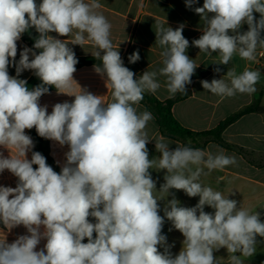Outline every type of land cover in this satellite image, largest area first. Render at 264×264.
<instances>
[{"label": "clouds", "instance_id": "obj_1", "mask_svg": "<svg viewBox=\"0 0 264 264\" xmlns=\"http://www.w3.org/2000/svg\"><path fill=\"white\" fill-rule=\"evenodd\" d=\"M185 3L190 8L197 0ZM100 7L97 0H0V148L9 152L7 157L0 152V173L8 170L18 178L16 187L0 186V222L9 231L23 225L28 233L12 243L5 235L0 238V264H217L214 252L221 248L227 250L229 264H243L240 257L253 256L257 236L264 237L260 213L200 183L201 175L235 165L236 158L223 150L213 154L179 144L171 149L165 137H149L153 114L138 111L144 94L161 88L158 77L165 78L170 96L187 94L199 65L186 54L184 26L173 30L156 23L163 66L134 78L113 47L112 26L96 11ZM194 11L203 21V34L192 41L200 53H218L214 63L222 65L234 55L256 61L257 49H264V0H204ZM254 13L260 14L258 20ZM244 24L248 30L241 32ZM32 28L39 34L33 45L39 54L25 47L16 62L17 42ZM53 32L73 38L61 41L49 35ZM86 38L96 49L92 56L101 61L94 71L106 77L110 102L85 89L70 90L78 59L68 44L83 47ZM128 59L136 63L139 52ZM10 64L16 76L9 75ZM24 70H32L41 84L29 89L18 78ZM260 78L258 70L245 66L240 73L229 68L222 78L201 84L225 98L255 93ZM49 87L75 99L54 104L49 114L47 105L39 104ZM32 128L40 137L68 146L59 173L32 150L34 142L25 132ZM153 140L160 155L150 158L147 144ZM150 169L166 172L159 191ZM171 189L199 196V202L182 207L173 196L162 217L158 201ZM205 206L214 213L205 212ZM165 217L184 237L175 256L161 234ZM41 240L46 243L37 251Z\"/></svg>", "mask_w": 264, "mask_h": 264}, {"label": "crops", "instance_id": "obj_2", "mask_svg": "<svg viewBox=\"0 0 264 264\" xmlns=\"http://www.w3.org/2000/svg\"><path fill=\"white\" fill-rule=\"evenodd\" d=\"M85 2H90V0H85ZM97 2L101 7L96 11L103 14L112 26L110 39L113 47L118 48L123 65L135 73V78L141 76L146 70H158L163 66L160 57L161 49L156 43L155 27L157 22L163 23L165 27L169 26L173 30L180 25L184 26L182 34L189 41L186 54L199 65L196 69L201 68L209 72V75L202 80L211 82L213 79H220L229 68H235L236 72L240 73L245 66L261 73V78L256 84L257 91L251 95L237 93L233 97L222 98L204 90L201 84L202 80L195 81L192 85V96L176 103L173 107L175 118L185 128L198 133L212 131L222 122L257 101L261 106H264V49H257V58L254 62L243 60L238 55H234L228 65H222L214 63L219 60L218 53L209 56L206 53H200V50L192 45V41L203 34V21L194 9L203 7L204 0H197V3L190 8L186 6L185 0H97ZM211 15L209 14V17ZM254 16L258 20L260 14L254 13ZM247 30V24L242 25L240 31ZM49 35L66 42L73 38L72 35L59 36L54 32ZM262 36H264V32H262ZM34 43L35 40L30 37L29 33L22 34L21 39L17 42L16 62L20 59L19 53L25 47L33 49ZM68 46L73 49L76 58L93 57L92 53L96 51L87 38L83 47L71 43ZM136 51L139 52L140 59L136 63H130L128 57ZM32 58L30 55V59ZM216 68H220V72H216ZM8 72L10 76H16V70L12 64L9 65ZM33 74L32 70H24L18 78L24 79L28 83ZM73 79L71 91L79 92L80 88L85 89L94 95L103 96L105 102H110L111 91L106 87V77L97 74L94 71V65L76 69ZM158 80L162 85L161 88L156 93H151L157 99L164 102L177 95L170 96L163 86L164 77H158ZM74 99V96L58 94L55 88L42 96L39 104L40 106L47 105V111L50 114L54 104L65 101L71 103ZM144 110L148 109L139 103L138 111ZM25 132L34 142L32 150L40 152L46 158L47 164L59 173V168L61 169L63 166L59 165V162L62 159L65 163L64 154L69 150L68 146L61 147L55 141L40 137L35 128L25 129ZM147 132L150 138L165 137L155 117L149 122ZM165 138L170 142L171 149H175L177 144L186 146L181 140ZM192 144H194L193 148L210 151L213 154L223 150L225 155L234 156L237 161L235 165L226 166L223 170H213L208 175H201L200 183L202 185L215 188L214 190L232 198L235 195H243L249 200L264 202V115L250 113L240 117L222 132L220 142L215 141L213 137H202ZM147 148L150 158L160 155L155 149L154 140L147 144ZM0 152H3L5 157L9 155L7 149L0 148ZM27 158L31 159V152L27 154ZM33 167L37 166L33 165ZM12 177L15 176L8 170L0 173V185ZM27 234V229L23 225L9 231L0 222V238L5 235L8 243ZM45 243L46 240H41L36 250L39 251L43 248Z\"/></svg>", "mask_w": 264, "mask_h": 264}, {"label": "trees", "instance_id": "obj_3", "mask_svg": "<svg viewBox=\"0 0 264 264\" xmlns=\"http://www.w3.org/2000/svg\"><path fill=\"white\" fill-rule=\"evenodd\" d=\"M36 3H41V0H36ZM31 35V37L35 40L38 37V33L34 28L29 29L27 34ZM34 45V44H33ZM37 54H39V50L34 49ZM78 63L76 65V69H80L86 66H93L101 64V61L94 57H85V58H77ZM209 75V72L198 68L195 70V73L191 77V83L186 86L187 94L177 93L174 98H171L167 101H160L151 93H145L144 98L140 103L144 105L156 118L158 125L161 128L162 134L165 137L181 140L186 146L194 147L192 144L194 141H197L198 138L204 137H213V139L217 142L221 141L222 132L232 125L237 119L240 117L250 114V113H259L264 115V106H261L260 102L257 101L253 105L247 107L243 111L233 115L228 118L226 121L222 122L215 130L208 132H194L188 128L182 126L179 121L175 118L173 114V107L176 103L185 100L192 96V85L195 81L205 79ZM135 78V77H134ZM40 79L33 74L31 80L27 83L29 89L35 88L40 85ZM55 89V87H49V92ZM45 95V94H44ZM43 95V96H44Z\"/></svg>", "mask_w": 264, "mask_h": 264}, {"label": "rangeland", "instance_id": "obj_4", "mask_svg": "<svg viewBox=\"0 0 264 264\" xmlns=\"http://www.w3.org/2000/svg\"><path fill=\"white\" fill-rule=\"evenodd\" d=\"M63 164H64V161L60 159L59 165H63ZM60 171L61 169L59 168V172ZM150 172H151L152 178L156 181L157 191H159L160 186L164 183L163 178L166 172L165 170L156 171V170H151V169H150ZM17 182H18V178L12 177L8 181L2 182L1 183L2 185L0 186L16 187ZM157 195H160V194L157 193ZM173 196L180 202V206L182 207H194L199 202V196L189 197L185 194L183 190L171 189L169 192V195L166 198L158 201L160 205L159 214L162 217L164 216V207L167 204V201L171 200ZM229 199L237 200L238 204L240 203L239 204L240 207L246 208L252 213H255L257 211L258 213H260V220L264 222V202L259 203L256 200H249L248 197H243V195H235L233 198L229 197ZM204 211L208 213H214V209L210 208L209 206H205ZM89 220L90 222L95 223L94 218L89 217ZM161 234L166 236V243L168 245H173V247H171L170 249L173 256L177 255L183 246L184 237L182 233H180L178 230L173 228L171 222L168 221L166 217H165V221H164ZM95 235L96 234L94 233L93 234L94 238H95ZM256 239H257L256 252L251 257L241 256L240 258L243 261V264H264V237L257 236ZM83 243H87V238H85ZM157 247L160 252L164 251V248L162 246L158 245ZM236 255H240V254L237 253ZM214 256L216 257L217 264H229V254L227 253V250L225 248H221L219 251H215Z\"/></svg>", "mask_w": 264, "mask_h": 264}]
</instances>
